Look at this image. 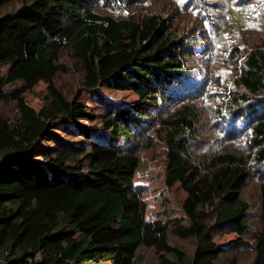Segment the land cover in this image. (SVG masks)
<instances>
[{"label":"trees","instance_id":"16d2710c","mask_svg":"<svg viewBox=\"0 0 264 264\" xmlns=\"http://www.w3.org/2000/svg\"><path fill=\"white\" fill-rule=\"evenodd\" d=\"M141 1L18 0L10 8L0 0L6 68L0 104L14 103L16 112L0 114V264H141V248L152 249L158 264H217L228 249L215 237L227 233L240 240L237 248L249 237L254 256L247 264H264V46L229 53L239 67L233 82L243 92L227 102L228 110L242 120L254 150L196 160L189 138L196 108L185 103L158 116L173 90L186 87L196 32L179 31L170 15H114ZM63 52L81 77L82 91L73 97L55 84L68 71ZM40 82L47 96L35 110L24 94ZM103 88L135 98L113 106L99 93ZM82 93L101 110L87 111ZM153 122L167 150L165 183L185 193V222L171 228L146 220L133 182L140 161L129 142L136 145L135 131ZM251 159L260 180L259 227L252 232L242 196L253 176ZM168 234L196 239L192 255L170 245ZM239 261L233 254L227 264Z\"/></svg>","mask_w":264,"mask_h":264},{"label":"rangeland","instance_id":"374dc122","mask_svg":"<svg viewBox=\"0 0 264 264\" xmlns=\"http://www.w3.org/2000/svg\"><path fill=\"white\" fill-rule=\"evenodd\" d=\"M3 3L11 8L18 5V0H3ZM149 13L170 15L179 31L185 29L196 32L194 44L198 52L189 61L190 74L186 87L173 90L169 103L166 106L164 104L158 116L166 115L167 111L172 112L185 103L196 108L198 116L195 130L190 132L189 137L196 160L224 151L251 153L254 149H251L249 131L243 130L242 120L228 110L227 102L233 103L232 97L243 92L233 82L239 67L229 53L235 47L245 51L255 46H264V0H144L114 15L141 17ZM61 61L67 65L68 71L58 74L55 84L67 97H73L75 92L82 91L81 77L69 53L63 52ZM5 71L6 68L0 66V75ZM99 93L113 106H125L135 98L129 91L103 88ZM46 96V84L42 82L24 94L26 103L35 110L41 108ZM80 100L89 112L101 110L89 93H82ZM15 113L14 103L0 104V114L12 117ZM158 127L156 122L150 124V127L141 124L132 137L136 145L129 142L140 161L133 182L135 190L146 204V220H160L171 228L177 220L185 222L181 209L185 193L179 184L168 187L165 183L167 150L164 141L155 131ZM63 136L77 139V136L71 134ZM140 137L148 138L151 146L145 147ZM257 168L254 159H251L248 171L253 176L242 190V196L250 206L247 217L250 232L259 227L260 180L256 177ZM261 168H264V163ZM244 240L247 246L237 248L236 241L240 240L234 234L216 236L215 242L228 249L227 255H222L217 264H227L233 254L240 258L242 264L251 262L254 256L252 240L249 237ZM168 243L190 256L197 240L168 234ZM138 256L141 264H158V256L152 249L141 248Z\"/></svg>","mask_w":264,"mask_h":264}]
</instances>
